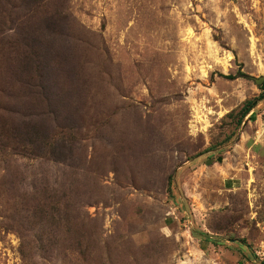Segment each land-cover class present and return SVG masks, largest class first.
Returning <instances> with one entry per match:
<instances>
[{
    "label": "rangeland",
    "instance_id": "rangeland-1",
    "mask_svg": "<svg viewBox=\"0 0 264 264\" xmlns=\"http://www.w3.org/2000/svg\"><path fill=\"white\" fill-rule=\"evenodd\" d=\"M261 78L264 0H0V264H264Z\"/></svg>",
    "mask_w": 264,
    "mask_h": 264
},
{
    "label": "trees",
    "instance_id": "trees-1",
    "mask_svg": "<svg viewBox=\"0 0 264 264\" xmlns=\"http://www.w3.org/2000/svg\"><path fill=\"white\" fill-rule=\"evenodd\" d=\"M54 17H58V15L54 16ZM53 17V18H54ZM52 19V18H51ZM47 23H48V28L50 27V24H51V21L49 19H46L45 20ZM48 32V31H47ZM21 47H25L24 49L21 48ZM13 49L17 52V51H21L19 53V58H29V52L27 51V46L24 45V46H20V45H15L13 47ZM30 53H32L31 55H33L32 57L34 58H47L49 57V54L47 51H45L43 48H41L35 41L33 42V45H32V50L30 51ZM23 60V59H22ZM24 61V60H23ZM23 61L19 62V65H18V70L20 71V73H27L28 71V66H33V69L38 65V74H39V77L38 79H42L44 80V65H42V67H40V64H37L35 63L32 64V63H23ZM46 67V66H45ZM61 73H57L56 77L61 75ZM52 77V74H50L46 80H45V86H44V92H38L42 95L43 99H47V86H46V83H50V84H57L58 81L57 80H54ZM66 78L67 80L70 82V83H73L71 77L69 74L66 75ZM233 78V77H232ZM230 78V79H232ZM30 86H34V87H37V85H33V84H30ZM261 90H262V94L261 96L257 97V98H254L252 100H248L246 101L245 105L243 106L242 110H241V117H240V120H239V123H241L242 119H244L245 117H247L259 104L260 101L264 100V84L261 86ZM64 100H61L59 102V104H63ZM54 112H55V115L57 117V121L59 120V115H60V111L54 109ZM30 145H33L31 142H27L26 140H23L22 141V146L23 147H30ZM60 159V158H59ZM61 160V159H60ZM59 161V160H58Z\"/></svg>",
    "mask_w": 264,
    "mask_h": 264
},
{
    "label": "water",
    "instance_id": "water-1",
    "mask_svg": "<svg viewBox=\"0 0 264 264\" xmlns=\"http://www.w3.org/2000/svg\"><path fill=\"white\" fill-rule=\"evenodd\" d=\"M256 82H257V84H259V85H260V84H263V83H264V79L261 78V79L257 80Z\"/></svg>",
    "mask_w": 264,
    "mask_h": 264
}]
</instances>
